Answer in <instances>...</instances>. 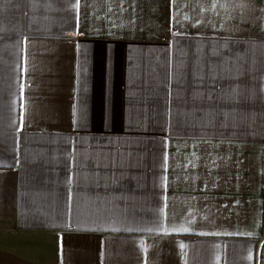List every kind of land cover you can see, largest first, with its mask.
<instances>
[{
  "label": "crops",
  "instance_id": "obj_1",
  "mask_svg": "<svg viewBox=\"0 0 264 264\" xmlns=\"http://www.w3.org/2000/svg\"><path fill=\"white\" fill-rule=\"evenodd\" d=\"M0 264H264V0H0Z\"/></svg>",
  "mask_w": 264,
  "mask_h": 264
}]
</instances>
